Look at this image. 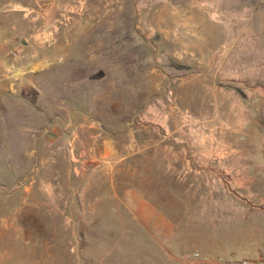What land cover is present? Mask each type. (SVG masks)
I'll return each instance as SVG.
<instances>
[{
    "label": "rangeland",
    "instance_id": "1",
    "mask_svg": "<svg viewBox=\"0 0 264 264\" xmlns=\"http://www.w3.org/2000/svg\"><path fill=\"white\" fill-rule=\"evenodd\" d=\"M13 64L20 79L0 81V186L13 194L0 220L41 240L60 222L59 264L75 262L70 248L79 264L264 257L260 0H0V68Z\"/></svg>",
    "mask_w": 264,
    "mask_h": 264
},
{
    "label": "crops",
    "instance_id": "2",
    "mask_svg": "<svg viewBox=\"0 0 264 264\" xmlns=\"http://www.w3.org/2000/svg\"><path fill=\"white\" fill-rule=\"evenodd\" d=\"M201 3L210 5L213 3H217V0H201ZM102 148V155L100 156L101 161H109L104 162L105 167H107L111 171L116 170V168L119 166L120 159H118L117 151H115L112 146V141L104 140ZM91 150L94 153V147H92ZM29 157L30 153L27 152L28 162ZM92 157H94V154H92ZM10 172H13V168L10 170ZM97 182L98 180H96L95 177H92L90 179L89 184L90 186H92V188H88L89 192H91L92 190L94 191L95 187L97 188ZM110 182L111 185H113L111 187H114V180L110 179ZM8 189L9 184L0 186V195H13L12 193L8 192ZM48 192L49 195L56 196L55 190L49 189ZM125 195L134 197H136L137 195L140 196L134 189H128L125 192ZM97 201L98 198L96 202L89 205V207L87 208L88 212H99L102 210V207H100V203H98ZM138 201L141 202V200ZM79 206L81 205L78 204V209ZM126 206L132 214L137 211V207H134L135 204L133 205L130 203H126ZM53 210L57 212V207H54ZM134 216L137 217L136 214H134ZM29 224L30 222L28 221L7 219L0 220V264H59L58 261L60 258V249L64 244V238L61 235H58L61 234L60 230L62 228V224L58 221H53L51 225H49L48 223L46 227L54 228V230L50 231L51 235L48 238L43 237L42 240L38 239L37 237H32V232L29 230ZM57 228H59L58 231ZM69 254L72 257L74 255L75 258V262H71L70 264H79L78 251L70 248Z\"/></svg>",
    "mask_w": 264,
    "mask_h": 264
},
{
    "label": "built area",
    "instance_id": "3",
    "mask_svg": "<svg viewBox=\"0 0 264 264\" xmlns=\"http://www.w3.org/2000/svg\"><path fill=\"white\" fill-rule=\"evenodd\" d=\"M260 4L264 6V0H260ZM11 58L14 60V62L18 61L19 59V53L12 49L8 53ZM18 73L14 70V64L11 65L10 68H8L7 71H3L0 68V81L8 80L12 85L16 83V80H19L20 77L17 76ZM199 255H197L198 257ZM225 264H264V257H259L257 260H252V259H240V260H230L226 261Z\"/></svg>",
    "mask_w": 264,
    "mask_h": 264
}]
</instances>
